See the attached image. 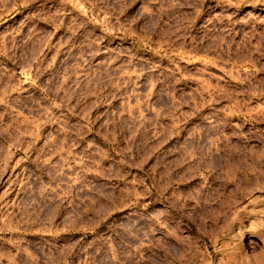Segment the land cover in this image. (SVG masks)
Masks as SVG:
<instances>
[{"label":"rangeland","instance_id":"1","mask_svg":"<svg viewBox=\"0 0 264 264\" xmlns=\"http://www.w3.org/2000/svg\"><path fill=\"white\" fill-rule=\"evenodd\" d=\"M0 264H264V0H0Z\"/></svg>","mask_w":264,"mask_h":264}]
</instances>
